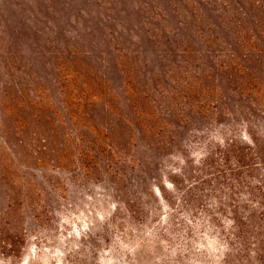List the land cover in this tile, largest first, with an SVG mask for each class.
I'll use <instances>...</instances> for the list:
<instances>
[{"label": "trees", "instance_id": "1", "mask_svg": "<svg viewBox=\"0 0 264 264\" xmlns=\"http://www.w3.org/2000/svg\"><path fill=\"white\" fill-rule=\"evenodd\" d=\"M15 5L0 1L7 231L92 184L116 200L107 224L203 214L222 264H264V0Z\"/></svg>", "mask_w": 264, "mask_h": 264}, {"label": "rangeland", "instance_id": "2", "mask_svg": "<svg viewBox=\"0 0 264 264\" xmlns=\"http://www.w3.org/2000/svg\"><path fill=\"white\" fill-rule=\"evenodd\" d=\"M196 149L190 150L193 160L199 158ZM165 162L170 170L179 164L173 158ZM115 203L106 187L69 186L67 202L54 199L39 220L22 215L18 231H7L9 220L0 215V264H222L226 241L203 214L190 217L176 209L158 222L169 211L153 204L154 220L138 223L124 215L107 224ZM3 205L0 197V209Z\"/></svg>", "mask_w": 264, "mask_h": 264}]
</instances>
